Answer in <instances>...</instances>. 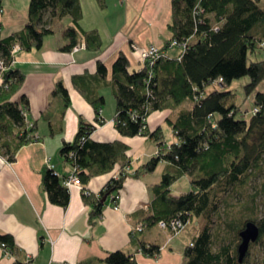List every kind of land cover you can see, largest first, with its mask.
Segmentation results:
<instances>
[{
    "label": "trees",
    "instance_id": "1",
    "mask_svg": "<svg viewBox=\"0 0 264 264\" xmlns=\"http://www.w3.org/2000/svg\"><path fill=\"white\" fill-rule=\"evenodd\" d=\"M99 1L105 6L104 0ZM260 1L173 0L170 24L173 38L162 49L168 51L173 39L188 42L183 57L169 52L152 67L146 65L130 71L128 57L121 54L113 67L117 85V130L125 137H151L161 147L160 153L135 175L142 171L154 172L162 161L167 162L161 181L153 187L152 215L143 220L153 226L161 219L182 213L185 222L192 220L202 226L184 250V264H247L246 258L241 262L239 257L240 232L249 221L256 222V217L241 219L242 226L238 229L233 222H228L234 238H225L219 247L216 240L220 232L216 229L223 223L221 207L227 197L264 171V89H259L264 82V58L251 60V55L258 54L264 45V7ZM46 11H50L52 20L73 18L74 25L65 31L70 43L64 50H73L81 38L90 50H100L103 45L99 31H86L80 25L81 0H30L25 27L9 35L0 30V59L8 67L3 73L5 85L0 87V155L10 162L16 160L24 145L39 140L35 137L36 126L27 125L28 99L23 98V105L13 101L23 87L25 76L13 68L12 51L17 43L25 51L43 47L46 36L53 33L52 27H48L51 21H44ZM150 70L153 76L149 80ZM99 71L104 75L107 72L102 63ZM247 76L250 82L244 88L247 97L254 94L256 112H252L254 108L244 112L237 101V92L229 88L233 81ZM53 96L64 104L59 117L62 120L71 103L64 82H57ZM90 101L99 113L105 98ZM187 101L193 103V108L182 110L175 120L169 119L178 141L167 146L163 129L152 132L148 118L155 111L176 108ZM96 122L103 123L99 114ZM59 123L57 127L52 126V135L63 130ZM96 129V124L81 118L75 139L65 141L60 151L64 162L77 168L84 200L93 208L90 218L93 224L102 216L107 200L111 199L114 205L118 203L116 196L128 176L126 167L130 164L129 146L121 140L95 141L92 134ZM117 165L122 168L120 176L112 178L99 195L87 189L93 177L109 173ZM56 172L51 166L44 168L42 189L53 204L66 208L71 200L70 188L64 185L67 175ZM187 174L192 176L193 189L173 195L172 186ZM260 230L261 238L264 227L260 226ZM143 232L134 231L133 240L139 239L143 255L158 258L161 246L142 242ZM257 242L251 244L249 254ZM0 246L14 254L18 250L14 236L9 233L0 232ZM103 262L139 264L134 255L122 250L111 252ZM15 264L27 263L16 260Z\"/></svg>",
    "mask_w": 264,
    "mask_h": 264
},
{
    "label": "crops",
    "instance_id": "2",
    "mask_svg": "<svg viewBox=\"0 0 264 264\" xmlns=\"http://www.w3.org/2000/svg\"><path fill=\"white\" fill-rule=\"evenodd\" d=\"M173 0H81L83 30L99 31L103 45L100 50H90L86 41L79 51L64 50L70 43L65 31L74 25L73 18L66 16L52 20L50 11L44 13V21H51L53 33L46 36L41 49L20 50L13 68L18 69L25 81L13 101L22 104L29 101L25 112L27 125L36 126L35 137L39 140L24 145L14 162L0 155V232L14 236L18 250L8 253L0 246V264H15L21 260L27 264H81L103 262L113 251L122 250L134 255L139 264H184V250L193 238L185 231L170 241L169 231L158 224L148 226L143 220L152 215L153 187L158 184L167 162L162 161L154 172L135 173L156 156L160 147L148 136H123L115 126L117 116L116 82L113 67L121 54L129 61L130 71L140 70V53L133 43L164 47L173 38L170 24L173 21ZM30 0H0V26L4 35L22 30L28 21ZM107 72L99 71V64ZM58 81L69 90L71 103L62 120L59 119L64 104L53 92ZM103 96L105 102L97 113L91 99ZM187 101L176 108L153 112L148 118L150 130L164 131L167 146L177 142L170 120H175L182 110L193 108ZM97 114L103 120L98 124ZM97 125L92 138L97 142L121 140L129 146L130 164L128 176L119 190V209L107 200L103 214L93 224L92 206L84 200V189L75 185L70 188L71 200L65 208L53 204L42 189L43 170L53 166L60 174L68 175L74 169L60 155L65 141H73L79 131L80 120ZM63 126L62 131L51 134L52 126ZM170 129V130H169ZM172 133L171 139L167 136ZM37 135V136H36ZM121 166L106 174L95 176L87 189L99 195L106 184L120 176ZM193 189V187H192ZM191 189V190H192ZM190 191V190H189ZM187 192V191H184ZM181 193H173L179 196ZM140 223L147 227L141 241L161 246L158 258L146 257L140 251L139 239L132 234ZM200 231L197 230V233Z\"/></svg>",
    "mask_w": 264,
    "mask_h": 264
},
{
    "label": "rangeland",
    "instance_id": "3",
    "mask_svg": "<svg viewBox=\"0 0 264 264\" xmlns=\"http://www.w3.org/2000/svg\"><path fill=\"white\" fill-rule=\"evenodd\" d=\"M261 5L264 7V0L260 1ZM136 46H142L136 44ZM133 47V45H132ZM262 50L258 54L251 55V60L264 58V45ZM134 48V47H133ZM135 49V48H134ZM136 50V49H135ZM137 51V50H136ZM172 55H177L180 53L179 48H174L171 51ZM250 82V78L243 77L233 81L230 89H234L237 92V101L240 105L243 106L244 112H248V109L251 111L255 106L254 94L250 97L246 96L244 86ZM259 89H264V82L260 85ZM191 105L192 103L189 102ZM170 130V129H169ZM172 133L170 132L167 136L168 139H171ZM192 176L189 174L185 175L179 181H177L172 186V192L177 194L184 191H189L192 189L193 185L191 183ZM264 185V171L258 172L246 186L237 187L226 199L221 207V212L223 216V223L218 226L216 231H219L220 234L216 240V247H219L223 244L225 238H234L233 230L227 225L228 222H233L234 228L238 229L241 227V219L245 217L254 216L256 217V223L264 227V192L262 191ZM202 221V220H201ZM204 225V221L201 223ZM195 224L194 221H189L185 231V235L188 239L196 236L197 230L201 228ZM161 228V227H160ZM163 229V228H161ZM166 230V229H163ZM145 231V230H144ZM169 231V230H166ZM181 231L178 234H173L169 231L170 241L181 234ZM217 233V232H216ZM247 264H264V234L258 240L256 247H254L250 254L246 256Z\"/></svg>",
    "mask_w": 264,
    "mask_h": 264
},
{
    "label": "built area",
    "instance_id": "4",
    "mask_svg": "<svg viewBox=\"0 0 264 264\" xmlns=\"http://www.w3.org/2000/svg\"><path fill=\"white\" fill-rule=\"evenodd\" d=\"M2 13H3V9H0V15ZM217 29H218V27H217ZM0 30H1V26H0ZM133 47L140 53L141 63L143 65V67L146 65L149 67H152L156 64V62L159 59H161L162 57H167L168 53L174 48L180 49V54H181L180 58H182L184 53L187 51L188 42H180L178 39H173L169 45L168 51L164 50V49H162V47H159V46L154 45V44H151L148 46H136V44L133 43ZM82 48H84V45L79 44L73 48V51L76 52V51L81 50ZM20 50H21V46L19 43H17L14 46V49L12 51L14 59ZM7 68L8 67H7L5 60L0 59V87L5 85L3 73H4V71L7 70ZM152 76H153V72H152V70H150L149 80L152 78ZM220 81H223V79H220ZM148 94L149 95L151 94L150 90H148ZM256 111H258V107H255L252 112H256ZM160 151H161V147H160V149L156 155H158L160 153ZM51 167L54 168L53 166H51ZM73 169L74 170L65 177L64 185L68 186L69 188H71L72 186H75V185L83 187L81 179L76 173L77 168H73ZM127 169H129V167ZM56 173L58 174V172H56ZM116 178H118V177H116ZM116 200L118 201V203L115 205L113 204V205L115 206L116 209H119L120 194L116 196ZM182 215L183 214L180 213L178 216L170 218V219H161L158 222V226L163 228V229L171 231V233H173L174 235L178 234L181 231H183L186 228L187 224L189 223V221L185 222L183 220ZM146 227H147V225L145 223H140L139 225H137L135 227L134 230L138 231V232H143ZM8 253H10V252H8Z\"/></svg>",
    "mask_w": 264,
    "mask_h": 264
},
{
    "label": "water",
    "instance_id": "5",
    "mask_svg": "<svg viewBox=\"0 0 264 264\" xmlns=\"http://www.w3.org/2000/svg\"><path fill=\"white\" fill-rule=\"evenodd\" d=\"M103 200L106 201V198ZM240 235L242 242L239 246V257L240 261L243 262L249 252L251 244L257 242L260 238V226L254 221H249L245 228L240 232Z\"/></svg>",
    "mask_w": 264,
    "mask_h": 264
}]
</instances>
